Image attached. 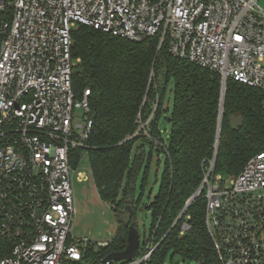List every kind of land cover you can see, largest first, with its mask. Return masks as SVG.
<instances>
[{
    "label": "built area",
    "instance_id": "2783aa9c",
    "mask_svg": "<svg viewBox=\"0 0 264 264\" xmlns=\"http://www.w3.org/2000/svg\"><path fill=\"white\" fill-rule=\"evenodd\" d=\"M80 24L133 41L157 36L159 47L167 42L174 56L218 72L223 83L264 91L259 0H0V264L78 263L89 244L109 243L72 234L71 152L87 147L93 127L90 89L81 99L73 92ZM225 176L214 157L193 195L206 200L217 264H264V149ZM156 247L148 241L129 264L148 262Z\"/></svg>",
    "mask_w": 264,
    "mask_h": 264
},
{
    "label": "trees",
    "instance_id": "16d2710c",
    "mask_svg": "<svg viewBox=\"0 0 264 264\" xmlns=\"http://www.w3.org/2000/svg\"><path fill=\"white\" fill-rule=\"evenodd\" d=\"M72 35L73 55L80 58L73 71V92L81 99L90 89L93 127L87 147L71 152V164L77 169L87 153L100 198L110 203L118 220L108 245L89 244L78 264H99L109 253L124 250L130 224L139 232L136 216L142 193L139 198L136 194L144 165L142 192L145 188L155 152L158 163L164 153L165 164L159 190L144 208L152 213L149 231L142 240L139 233L135 258L116 264L141 257L152 240L157 247L141 264H166L168 255L171 263L179 257L217 264L205 224V198L196 197L175 221L215 156V172L230 177L264 149V91L228 78L221 114V75L174 56L167 42L159 47L157 36L133 41L83 24ZM172 79L173 107L165 137L159 119L169 110L164 102ZM185 222L190 227L182 234Z\"/></svg>",
    "mask_w": 264,
    "mask_h": 264
},
{
    "label": "rangeland",
    "instance_id": "374dc122",
    "mask_svg": "<svg viewBox=\"0 0 264 264\" xmlns=\"http://www.w3.org/2000/svg\"><path fill=\"white\" fill-rule=\"evenodd\" d=\"M259 4L264 8V0H259ZM173 82L174 80L172 79L166 92L164 102V108L169 106V110L163 111V114L159 119V128L164 132L165 137L170 130V124L167 121V117L171 115L173 107V95L171 93ZM76 113L77 115H81L82 112L77 111ZM78 121L79 120H77V122ZM135 154L136 151L134 150L132 153L133 157ZM158 155V152L154 153L143 192L141 189V183L144 178L145 165L139 179L136 195L137 198H139V195L142 193V197L136 217L139 233L142 236L141 240L144 238L143 235L148 233L152 222V213L144 208L159 190L161 174L165 164L164 153L160 154V163H158ZM80 172L83 174L81 175ZM229 180L230 179L227 178V181ZM73 189L76 207V215L73 221L72 230L73 236L76 239H89L92 242L111 240L118 228V220L114 211L111 209L110 203H107L100 198L92 177L87 153L83 154L79 167L73 173ZM166 264H194V262L190 260L184 261L179 257H175L171 263L170 255H168Z\"/></svg>",
    "mask_w": 264,
    "mask_h": 264
},
{
    "label": "water",
    "instance_id": "95a60500",
    "mask_svg": "<svg viewBox=\"0 0 264 264\" xmlns=\"http://www.w3.org/2000/svg\"><path fill=\"white\" fill-rule=\"evenodd\" d=\"M225 92H226V81L223 83L221 114H222V110H223V102H224ZM169 121H170V119H169ZM220 121H221V119H220ZM219 129H220V126H219ZM219 131H218L217 149L219 147ZM215 159H216V156H215ZM194 198H195V196L190 198L187 206L184 208V210L182 211L180 216L176 219L175 223L179 220V218L182 216V214L187 210L190 202ZM140 242L141 241H140V235H139L138 230L136 229V227L133 224H130L129 225L128 238H127V244H126L125 249L122 251H116V252L109 253L106 257H104L103 261L109 262V261H123V260L134 259L138 250H139Z\"/></svg>",
    "mask_w": 264,
    "mask_h": 264
}]
</instances>
